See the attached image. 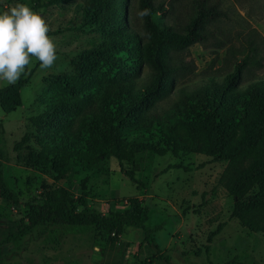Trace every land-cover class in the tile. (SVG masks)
I'll return each instance as SVG.
<instances>
[{
  "label": "trees",
  "instance_id": "obj_1",
  "mask_svg": "<svg viewBox=\"0 0 264 264\" xmlns=\"http://www.w3.org/2000/svg\"><path fill=\"white\" fill-rule=\"evenodd\" d=\"M69 1H78L81 25L101 39L80 54L74 73L59 75L39 96L47 111L33 118L39 149L30 150L25 163L63 171L78 161L89 162L95 153L119 162L144 151L204 154L226 163L217 181L234 199L233 216L264 234V77L253 76L241 59L222 75H201L192 87H176L177 77L195 73L197 66L175 53L208 39L207 25L222 13L217 6L194 0V13L174 26L156 20V13L164 16L168 11L162 2L137 0L139 15L148 10L140 16L138 31L129 15L131 0L46 4ZM25 82L21 76L16 84L0 87L3 112L20 106ZM167 100L170 104L162 107ZM0 196L16 199L1 170ZM125 204L102 214L90 206L85 191L76 195L63 185L45 187L29 196L25 217L0 238V248L40 224L92 226L98 234H113L112 240L133 227L155 248L144 262L159 259L172 264L154 238L156 227L146 224L149 209L143 200L129 197ZM222 225L209 233L208 240ZM209 264L246 263L231 258Z\"/></svg>",
  "mask_w": 264,
  "mask_h": 264
},
{
  "label": "rangeland",
  "instance_id": "obj_2",
  "mask_svg": "<svg viewBox=\"0 0 264 264\" xmlns=\"http://www.w3.org/2000/svg\"><path fill=\"white\" fill-rule=\"evenodd\" d=\"M193 1L155 0L168 10L164 16L156 13L155 18L181 26L194 13ZM208 1L222 13L207 25L206 41L175 53L197 66L195 73L179 75L176 87H192L201 75H222L241 59L247 61L253 76L264 77V0ZM18 3L43 16L50 28L48 35L55 37L58 59L42 71L32 57L30 70L22 75L26 82L20 91V106L9 113L0 108V170L16 197L0 196V238L25 217V202L31 194L63 185L76 195L87 192L90 206L99 212L123 209L129 197L142 199L149 209L146 224L156 227L154 238L172 264L221 263L231 258L264 264V234L251 231L233 216L234 199L218 184L225 162L200 153L175 156L144 151L131 160L124 156L122 162L95 153L89 162L78 161L63 171L25 163L28 152L39 149L33 118L47 111L39 96L59 75L74 73L80 54L99 42L101 35L81 25L78 1L47 5L46 0H0V12ZM129 15L141 31L137 0L130 1ZM219 224L222 227L208 240ZM112 237L98 234L92 226L40 224L0 248V264H149L144 260L155 253L136 228L128 227L116 240ZM151 264L166 263L155 259Z\"/></svg>",
  "mask_w": 264,
  "mask_h": 264
},
{
  "label": "clouds",
  "instance_id": "obj_3",
  "mask_svg": "<svg viewBox=\"0 0 264 264\" xmlns=\"http://www.w3.org/2000/svg\"><path fill=\"white\" fill-rule=\"evenodd\" d=\"M148 10L140 12V16ZM48 23L26 4H16L0 12V86L18 82L33 63L42 71L52 68L58 59L55 37L48 35Z\"/></svg>",
  "mask_w": 264,
  "mask_h": 264
},
{
  "label": "built area",
  "instance_id": "obj_4",
  "mask_svg": "<svg viewBox=\"0 0 264 264\" xmlns=\"http://www.w3.org/2000/svg\"><path fill=\"white\" fill-rule=\"evenodd\" d=\"M102 214H106L105 212H101Z\"/></svg>",
  "mask_w": 264,
  "mask_h": 264
}]
</instances>
